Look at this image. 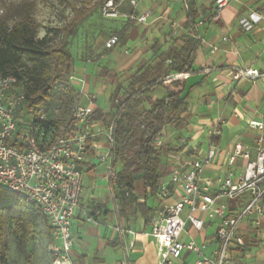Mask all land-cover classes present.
Here are the masks:
<instances>
[{"label":"built area","instance_id":"1","mask_svg":"<svg viewBox=\"0 0 264 264\" xmlns=\"http://www.w3.org/2000/svg\"><path fill=\"white\" fill-rule=\"evenodd\" d=\"M139 1L105 0L100 14L107 19L144 23L149 11L138 13ZM231 1L214 0L213 18L219 19ZM125 4L128 11L123 10ZM260 23H264V11H250L238 19L243 31H250ZM228 39L222 37L223 41ZM116 42L114 35L105 46L111 47ZM259 76L262 74L250 67L240 68L232 75L233 79ZM68 79L85 102L72 105L63 127L47 128L33 127L30 115L23 124L19 122L18 113L25 106L24 92L15 75L0 76V189L18 194L38 206L49 228L47 250L51 264H76L71 256L72 223L83 190L81 164L94 153L100 163L105 164V179L109 182L116 177L108 155L101 154L97 145L98 137H105L108 143L112 128L93 118L95 107L86 93L85 79L74 74ZM233 116L238 114L234 112ZM39 119L45 120L46 114L41 113ZM224 124V120H219L210 128L209 136L219 135ZM247 127L255 132L252 145L236 139L227 151L209 144L203 156L190 161H180L179 155L173 156L176 163L167 180L160 184L158 196L167 199L175 194L178 199L167 205L152 224L157 264H186V252L195 254L193 264H237L232 251L246 244L241 232L245 221L258 233V247L264 259V118L250 120ZM159 144L158 140L156 145ZM220 158L225 160L226 172L204 177L205 167ZM233 204L237 205L236 209ZM207 223L216 224L210 238L201 243L193 238L181 239L183 234L188 235L187 225L200 232ZM117 230L123 239L129 237L124 257L118 264H130L129 252L134 247L136 233L122 227Z\"/></svg>","mask_w":264,"mask_h":264},{"label":"crops","instance_id":"2","mask_svg":"<svg viewBox=\"0 0 264 264\" xmlns=\"http://www.w3.org/2000/svg\"><path fill=\"white\" fill-rule=\"evenodd\" d=\"M194 1L200 14L194 33L200 39V45L194 59V69L198 72L188 75L187 80L193 78L192 84L188 85L186 80L187 100L191 99L192 104L188 102V112L179 122L182 126H177L179 123L168 126L161 136L164 140L166 133L179 134L182 139H189L187 144L182 143L184 145L178 152L168 155L169 160L174 161V164L176 163L174 155H179L180 161H190L205 154L206 151L202 154L198 150L195 139L201 128H206L203 135L208 137V146L211 144L209 123L225 121L220 127V134L215 136L218 143L214 145L227 151L236 139L252 145L255 132L247 127V123L250 120L264 118V23L254 26L250 31H243L238 25V19L250 11H264V0H232L217 20L213 18L214 0L209 4ZM183 6L184 0H140L137 12L149 11L146 21L136 23L121 20L122 37L110 48L103 45V49L110 50V54H106L103 68H107L108 73L111 74L118 72L128 76L137 68L141 60L151 55L149 48L152 42L154 39H162L169 26L174 24L175 27L172 28L181 31V24L184 21ZM123 10H129L127 4L124 5ZM224 36L229 39L223 41ZM119 43L123 44L122 51L114 53L113 48ZM214 46L215 50L212 49ZM243 67L257 69L262 76L233 79V73ZM85 72L82 68L80 77L88 79V73ZM204 84L207 86L206 90H198ZM111 88L110 82V92ZM157 92L160 94H156ZM161 95L162 91L158 90L153 97ZM94 107L97 108L95 104ZM234 112L238 114L237 117L233 116ZM102 138L105 137L97 138V145L99 148L108 149L107 141ZM189 151L192 155L187 156ZM97 159L94 153H90L86 161L81 164L83 190L79 209L72 223L74 237L72 259L76 264H118L124 257V248L129 240L126 236L123 239L117 230L118 227H122L136 233L134 247L129 252L130 264H157V250L151 236L152 224L163 213L164 208L175 202L178 197L172 194L167 199H161L157 194L155 197L159 198L158 207L153 208L149 204V197H145L137 189L135 192L137 202L145 203L146 207H151L153 210L128 212L124 215L121 213L119 200L113 195L109 184L103 187L100 185L101 178L105 179L106 169L104 173L97 171ZM172 166L167 167L168 174ZM225 172V160L220 158L205 167L203 176L211 178ZM167 178L168 175L165 180ZM87 184L91 185L90 191L95 190L91 197L96 198L98 190L102 192L103 201H91L87 207L83 206L82 197ZM96 204L101 205V208L97 214L92 215L90 211ZM232 207L236 209L237 205L233 204ZM118 213L121 214L120 219ZM213 225L216 227L214 223H207L200 232L194 231L187 225L188 235H183L186 240L193 238L197 243H201L203 239L212 236L214 231L210 229ZM241 232L246 237V244L232 251L233 259L237 264H264L258 247V233L246 221L241 225ZM184 254L186 258L189 255L195 256L192 252ZM131 255L134 256L133 259Z\"/></svg>","mask_w":264,"mask_h":264},{"label":"trees","instance_id":"3","mask_svg":"<svg viewBox=\"0 0 264 264\" xmlns=\"http://www.w3.org/2000/svg\"><path fill=\"white\" fill-rule=\"evenodd\" d=\"M103 1L97 0V4ZM97 6L74 8L70 20L56 30V42L47 36L37 37L38 24L27 9L12 25L0 22V76L17 77L25 95L24 107L33 117V127H58L62 123L47 115L45 120H40L39 116L48 111L54 93L67 94L70 90L67 76L74 70V58L69 51V40ZM183 9L181 31L169 26L162 39H154L149 48L151 55L141 60L134 71L128 76L113 73L110 107L107 111L96 108L93 113L94 119L112 128L107 155L116 177L108 184L124 215L153 210L145 203H138L135 192L138 189L147 198L157 196L160 184L168 175L167 167L174 165L168 155L182 148L174 149L168 143L156 145V142L166 127L177 125L188 112L186 80L188 75L198 72L194 69V59L200 39L194 27L200 14L194 0H184ZM116 36L119 40L121 32ZM158 90L162 95L153 97ZM209 142L217 144L218 139L210 137ZM190 155L191 151L187 156ZM4 192L7 191L0 189V203L5 198ZM22 198L34 214L41 215L37 205ZM100 208L96 204L91 214H97ZM120 216L118 213V219ZM20 232L26 239L27 229L23 227ZM47 235L49 242L48 226ZM3 237L0 223V263L5 258ZM30 261L27 257L26 264Z\"/></svg>","mask_w":264,"mask_h":264},{"label":"rangeland","instance_id":"4","mask_svg":"<svg viewBox=\"0 0 264 264\" xmlns=\"http://www.w3.org/2000/svg\"><path fill=\"white\" fill-rule=\"evenodd\" d=\"M198 1L209 4L213 0ZM102 3L97 4V0H0V22L6 21L8 25H12L21 18L22 13L27 9L38 24L37 37L42 38L43 36H47L53 39V42H56L58 41L56 30L61 29L70 20L74 8H93L95 5H98L97 10L78 25L75 36L69 40L68 47L74 58L75 66V70L70 74L81 76L80 71L83 68L86 71L85 73H88V79L85 78L87 95L97 108L108 110L110 107L109 83H113L115 79L111 72L108 73L107 68H103V64L106 63V54H110V50L103 49V45L105 46L109 38L121 32L122 25L120 19H107L101 16L100 7ZM122 46L123 44L121 43L117 44L113 48L114 53L122 51ZM69 75L67 76V80L70 85V90L67 94L60 92L54 93L49 109L45 112L50 118L62 120L59 127H63L67 123L70 109L75 102H85L79 90L69 82ZM192 82L193 78H188V85L192 84ZM206 88L207 86L204 84L198 90L204 91ZM156 94H160V92ZM188 102L192 104L191 99H188ZM26 116H28V113L24 107L18 113V120L21 124L26 121ZM215 124L216 122H213L208 125H210V128H213ZM177 126L181 127L182 124L179 123ZM205 129L201 128L198 137L195 139L198 143V150L202 154L208 148V137L203 135ZM102 139L106 140L105 138ZM188 140L187 138L182 139L179 134L170 135L166 133L164 140L160 137L159 143L166 142L174 149H177L178 145L182 146L187 144ZM99 152L107 155L108 149L100 147ZM96 162H98L97 171L104 173L106 169L105 164H100L98 159ZM107 183L108 181L106 179L101 178L100 185L102 187L107 185ZM90 186L87 184L84 189L82 197L84 207H87L91 201H103L104 199L102 192L98 190L96 192L97 197L92 198L91 195L95 193V190L90 191ZM3 196L5 198L0 203V223L4 229L3 238L6 246L5 258L0 264H26L27 257H30V264H51L49 263L50 255L47 250V222L43 216L34 214L22 196L7 192H4ZM148 200L153 208L158 207V197H149ZM23 227L27 229L28 236L26 239L20 232V229ZM214 229L215 226H211L210 230L212 232ZM181 239L186 240L187 238L182 235ZM131 257L132 259L134 258L133 255ZM194 258V255H189L185 259V263L193 264Z\"/></svg>","mask_w":264,"mask_h":264}]
</instances>
